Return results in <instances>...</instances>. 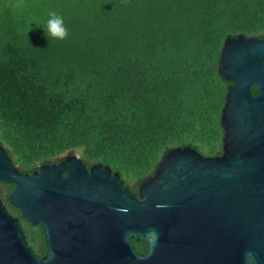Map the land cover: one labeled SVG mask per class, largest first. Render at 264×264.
Instances as JSON below:
<instances>
[{"label":"trees","instance_id":"obj_1","mask_svg":"<svg viewBox=\"0 0 264 264\" xmlns=\"http://www.w3.org/2000/svg\"><path fill=\"white\" fill-rule=\"evenodd\" d=\"M49 10L67 39L46 37ZM238 35L264 39V0H0V146L24 174L76 152L133 193L173 148L220 156L219 58Z\"/></svg>","mask_w":264,"mask_h":264},{"label":"water","instance_id":"obj_2","mask_svg":"<svg viewBox=\"0 0 264 264\" xmlns=\"http://www.w3.org/2000/svg\"><path fill=\"white\" fill-rule=\"evenodd\" d=\"M218 71L231 83L221 155L173 148L137 193L73 153L24 174L0 146V183L14 187L10 205L40 227L47 252H33L0 200V264H246L247 252L264 264V40L227 38Z\"/></svg>","mask_w":264,"mask_h":264},{"label":"clouds","instance_id":"obj_3","mask_svg":"<svg viewBox=\"0 0 264 264\" xmlns=\"http://www.w3.org/2000/svg\"><path fill=\"white\" fill-rule=\"evenodd\" d=\"M127 3V0H124ZM47 20L45 21L43 28L45 35L49 40H65L68 38V29L64 24V18L59 15L55 10H49L47 13ZM149 242L157 238L155 230H150L147 234ZM246 264H255V257L251 252L245 253Z\"/></svg>","mask_w":264,"mask_h":264},{"label":"flooded vegetation","instance_id":"obj_4","mask_svg":"<svg viewBox=\"0 0 264 264\" xmlns=\"http://www.w3.org/2000/svg\"><path fill=\"white\" fill-rule=\"evenodd\" d=\"M264 40V39H263ZM227 82V81H226ZM229 85H228V87L231 85V83H229V82H227ZM64 157V156H63ZM14 189V188H13ZM13 191V190H12ZM11 194V193H10ZM10 194L6 197L3 193H2V186H0V200H1V202H2V204H3V206L5 207V209H6V211L13 217V218H16L17 220H18V223H19V227H20V229L22 230V232H23V234H24V236H25V240H26V242H27V244H28V246L32 249L33 248V246H32V242H33V240L31 239V234L30 233H28V231H27V228H37V232H36V234H35V241H36V243H37V246H39L40 245V243H39V241H38V236H39V234L40 233H42V230L40 229H38V228H40L39 226H32V225H30L27 221H25L23 218V220H24V222H21V220H20V218L18 217V214L20 215V213H19V211L18 210H16L15 208H13L11 205H10V203H9V196H10ZM16 211V212H15ZM21 216V215H20ZM24 226V227H23ZM41 231V232H40ZM42 238H43V233H42ZM43 243H44V238H43ZM44 246H45V243H44ZM46 249V248H45ZM146 251H147V249H146ZM146 251L143 253V254H145L146 253ZM46 255H47V252H46ZM46 255H42L41 257H39V258H42V257H45Z\"/></svg>","mask_w":264,"mask_h":264},{"label":"rangeland","instance_id":"obj_5","mask_svg":"<svg viewBox=\"0 0 264 264\" xmlns=\"http://www.w3.org/2000/svg\"><path fill=\"white\" fill-rule=\"evenodd\" d=\"M71 153H73V154H75V155H77L78 157H79V155L76 153V152H72V151H69V152H65L62 156H65V155H67V154H71ZM80 158V157H79ZM27 231H28V233H30L31 234V239L33 240V242H32V246H33V248L34 249H37V243H36V241H35V234H36V232H37V228H27Z\"/></svg>","mask_w":264,"mask_h":264}]
</instances>
